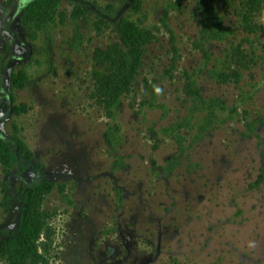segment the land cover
<instances>
[{
	"label": "rangeland",
	"instance_id": "374dc122",
	"mask_svg": "<svg viewBox=\"0 0 264 264\" xmlns=\"http://www.w3.org/2000/svg\"><path fill=\"white\" fill-rule=\"evenodd\" d=\"M23 4L0 0V134L41 167L0 160V241L48 179L38 264H264V0H61L44 29Z\"/></svg>",
	"mask_w": 264,
	"mask_h": 264
},
{
	"label": "trees",
	"instance_id": "16d2710c",
	"mask_svg": "<svg viewBox=\"0 0 264 264\" xmlns=\"http://www.w3.org/2000/svg\"><path fill=\"white\" fill-rule=\"evenodd\" d=\"M61 0H28L23 4L24 21L37 29H44L57 16V9ZM209 7L216 5L217 0H207ZM86 10L79 6L76 14L80 15ZM122 32L130 43L131 50L124 55L120 65L124 76L119 83V92H127L137 79L141 65L144 45L145 29L135 21H128V26ZM27 75L19 72L13 76V84L18 88L25 87ZM27 104L15 106L16 114L25 113ZM15 147L5 140H0V160L8 170L19 163L20 158L34 160L35 154L28 144L16 132L13 136ZM262 177L259 178V182ZM57 185L52 181H43L32 189L24 190V210L17 233L2 242L1 255L9 264H38L36 254L41 237V223L45 217L42 202L46 195L51 193Z\"/></svg>",
	"mask_w": 264,
	"mask_h": 264
},
{
	"label": "flooded vegetation",
	"instance_id": "af4514ba",
	"mask_svg": "<svg viewBox=\"0 0 264 264\" xmlns=\"http://www.w3.org/2000/svg\"><path fill=\"white\" fill-rule=\"evenodd\" d=\"M26 1H28V0H24V2H26ZM21 14H22V18H23V5H22V7H21ZM23 21H24V18H23ZM25 22V21H24ZM26 23V22H25ZM28 24V23H27ZM30 25V24H29ZM32 26V25H31ZM15 86V85H14ZM15 87H17V86H15ZM18 88V87H17ZM24 88V87H23ZM23 88H19V89H23ZM5 140V141H7V142H9L10 144H12V146L13 147H15V145L13 144V143H11L10 141H8L6 138H5V136L3 135V133H1L0 134V140ZM6 167V166H5ZM40 164L39 163H37V162H35V160H31V161H29V160H26V159H23V158H20V160H19V163L18 164H16V166H14V167H12L11 169H9L8 170V167H6V171H7V173H11L13 170H15L16 168H18L19 170H20V172H26V171H28L29 169H40ZM46 180H48V179H39V180H37L36 182H34L31 186H27V185H24V184H22V186L20 187V193L23 195V198H24V190L25 189H32V188H34L35 187V185L36 184H38V183H40V182H43V181H46ZM48 181H51V180H48ZM53 182V181H52ZM55 183V182H54ZM56 184V183H55ZM57 185V184H56ZM57 188V187H56ZM55 188V189H56ZM54 189V190H55ZM53 190V191H54ZM52 191V192H53ZM51 192V193H52ZM50 194V193H49ZM8 200V199H7ZM23 204H24V201H23ZM4 207H8V202H6L4 205H3ZM23 210H24V206L22 205V211H21V213H20V217H19V221H18V224H17V226H16V231L12 234V235H10V236H8L7 238H4V239H2L1 241H0V251H1V245H2V242L3 241H5V240H7L8 238H10V237H12V236H14L16 233H17V231H18V228H19V226H20V222H21V217H22V215H23Z\"/></svg>",
	"mask_w": 264,
	"mask_h": 264
}]
</instances>
